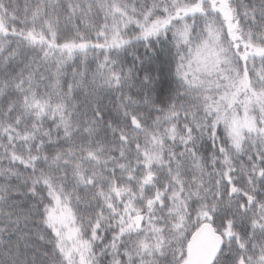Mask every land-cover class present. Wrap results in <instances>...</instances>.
<instances>
[{"label":"snow or ice","instance_id":"6c2138e0","mask_svg":"<svg viewBox=\"0 0 264 264\" xmlns=\"http://www.w3.org/2000/svg\"><path fill=\"white\" fill-rule=\"evenodd\" d=\"M0 264H264V0H0Z\"/></svg>","mask_w":264,"mask_h":264}]
</instances>
